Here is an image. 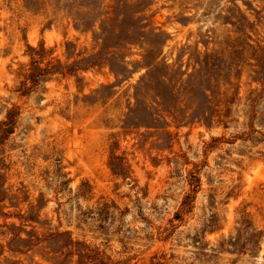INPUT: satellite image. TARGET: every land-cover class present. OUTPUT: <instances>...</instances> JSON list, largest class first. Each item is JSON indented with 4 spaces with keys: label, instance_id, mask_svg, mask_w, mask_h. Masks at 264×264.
<instances>
[{
    "label": "rangeland",
    "instance_id": "obj_1",
    "mask_svg": "<svg viewBox=\"0 0 264 264\" xmlns=\"http://www.w3.org/2000/svg\"><path fill=\"white\" fill-rule=\"evenodd\" d=\"M0 264H264V0H0Z\"/></svg>",
    "mask_w": 264,
    "mask_h": 264
},
{
    "label": "water",
    "instance_id": "obj_2",
    "mask_svg": "<svg viewBox=\"0 0 264 264\" xmlns=\"http://www.w3.org/2000/svg\"><path fill=\"white\" fill-rule=\"evenodd\" d=\"M160 17V16H159ZM160 19H161V17H160Z\"/></svg>",
    "mask_w": 264,
    "mask_h": 264
},
{
    "label": "bare ground",
    "instance_id": "obj_3",
    "mask_svg": "<svg viewBox=\"0 0 264 264\" xmlns=\"http://www.w3.org/2000/svg\"><path fill=\"white\" fill-rule=\"evenodd\" d=\"M160 19V18H159Z\"/></svg>",
    "mask_w": 264,
    "mask_h": 264
}]
</instances>
